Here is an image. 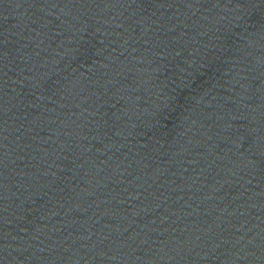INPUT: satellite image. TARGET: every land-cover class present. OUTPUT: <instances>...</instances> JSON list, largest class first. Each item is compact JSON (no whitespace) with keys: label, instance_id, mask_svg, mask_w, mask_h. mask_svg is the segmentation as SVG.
Segmentation results:
<instances>
[{"label":"water","instance_id":"1","mask_svg":"<svg viewBox=\"0 0 264 264\" xmlns=\"http://www.w3.org/2000/svg\"><path fill=\"white\" fill-rule=\"evenodd\" d=\"M0 264H264V0H0Z\"/></svg>","mask_w":264,"mask_h":264}]
</instances>
